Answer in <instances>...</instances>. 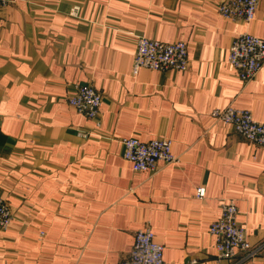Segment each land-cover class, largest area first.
<instances>
[{
	"label": "crops",
	"instance_id": "0c3cea01",
	"mask_svg": "<svg viewBox=\"0 0 264 264\" xmlns=\"http://www.w3.org/2000/svg\"><path fill=\"white\" fill-rule=\"evenodd\" d=\"M223 1L15 0L2 10L0 197L14 218L0 228V264L117 262L146 226L168 264H264V147L211 115L233 106L264 122V65L245 81L227 60L239 33L264 38V0L250 23L221 16ZM141 36L186 42L189 68L133 74ZM77 84L103 95L96 119L69 104ZM127 137L170 138L180 162L135 172ZM227 199L262 247L252 258H218L210 227Z\"/></svg>",
	"mask_w": 264,
	"mask_h": 264
},
{
	"label": "built area",
	"instance_id": "2783aa9c",
	"mask_svg": "<svg viewBox=\"0 0 264 264\" xmlns=\"http://www.w3.org/2000/svg\"><path fill=\"white\" fill-rule=\"evenodd\" d=\"M15 0H0V14ZM259 0H224L218 5V12L226 19L250 23L256 15ZM75 10L74 14H77ZM228 63L243 80L256 77L264 65V38L250 32H241L234 38L227 56ZM190 66L188 44L183 41L164 42L141 36L137 41L133 60V74L140 69L185 71ZM103 95L92 84H77L69 95L68 102L80 114L96 119L99 115ZM220 123L231 126L249 142L264 147V122L254 118L247 109L228 106L212 111ZM82 136L87 134L80 133ZM123 157L132 164L135 172H157L162 164L178 165L180 158L173 152L170 138H156L142 141L137 137L122 138ZM206 188L199 186L198 198L206 197ZM239 209L235 200L222 203L221 215L210 227L215 238L219 259L234 260L237 257H254L262 251L253 246L246 228L238 221ZM14 213L8 203L0 197V228L8 229ZM128 256L109 264H168L164 259V245L157 242L150 226L139 229ZM194 261H192L193 263Z\"/></svg>",
	"mask_w": 264,
	"mask_h": 264
}]
</instances>
